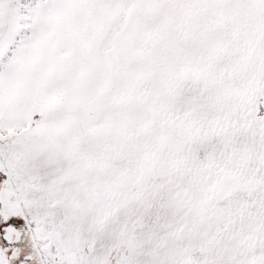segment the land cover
<instances>
[{"label":"snow or ice","instance_id":"snow-or-ice-1","mask_svg":"<svg viewBox=\"0 0 264 264\" xmlns=\"http://www.w3.org/2000/svg\"><path fill=\"white\" fill-rule=\"evenodd\" d=\"M0 264H264V0H0Z\"/></svg>","mask_w":264,"mask_h":264}]
</instances>
